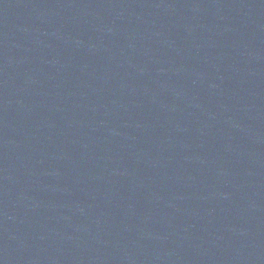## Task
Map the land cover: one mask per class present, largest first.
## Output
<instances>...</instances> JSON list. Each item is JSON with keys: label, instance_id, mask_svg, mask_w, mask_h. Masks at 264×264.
<instances>
[{"label": "water", "instance_id": "95a60500", "mask_svg": "<svg viewBox=\"0 0 264 264\" xmlns=\"http://www.w3.org/2000/svg\"><path fill=\"white\" fill-rule=\"evenodd\" d=\"M0 264H264V0H0Z\"/></svg>", "mask_w": 264, "mask_h": 264}]
</instances>
